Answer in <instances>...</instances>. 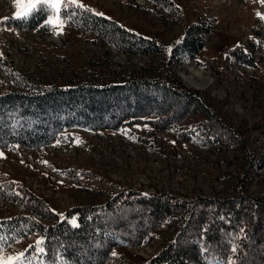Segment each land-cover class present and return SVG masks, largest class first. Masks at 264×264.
<instances>
[{"label":"rangeland","instance_id":"obj_1","mask_svg":"<svg viewBox=\"0 0 264 264\" xmlns=\"http://www.w3.org/2000/svg\"><path fill=\"white\" fill-rule=\"evenodd\" d=\"M78 4L154 40L164 48V58L128 53L55 16L49 17L53 20L49 31L13 28L9 23L17 18V6L14 0H0V96L21 92L17 79L50 90L105 87L173 74L183 87L204 97L205 105L235 134L241 148L230 139L227 144L219 140L206 144L199 135L183 140L185 131L202 122L200 115L193 114L172 131L144 122L120 130L71 129L65 132L71 136L68 142L1 149L0 185L13 182L61 218L73 209L102 206L130 191L168 194L183 201L239 195L264 200V3L78 0ZM202 23L212 27L203 51L194 61H172L173 49L186 30ZM238 46L254 59L255 67L235 60L230 52ZM19 215L31 216L18 205L0 200V219ZM177 225L175 216L143 245L117 247L108 264L150 261L173 240ZM33 242L40 239L21 240L0 257L24 253Z\"/></svg>","mask_w":264,"mask_h":264},{"label":"trees","instance_id":"obj_2","mask_svg":"<svg viewBox=\"0 0 264 264\" xmlns=\"http://www.w3.org/2000/svg\"><path fill=\"white\" fill-rule=\"evenodd\" d=\"M59 16L123 51L164 58V48L154 40L131 32L88 7L71 5ZM49 17L38 11L26 19L13 18L9 24L19 30L49 31ZM211 33L208 23L191 25L175 45L172 61H194ZM230 53L238 63L255 67L254 59L243 47ZM158 75L155 79H132L120 85L50 90L14 79L22 91L0 96V150L18 146L43 148L57 140L68 142L71 136L65 132L71 129L120 130L144 122L172 131L190 114L203 119L191 131H185L183 140L191 141L199 135L206 144L218 140L238 143L235 134L208 109L202 95L183 87L173 74ZM237 146L241 148L239 143ZM251 162L255 165L256 161ZM0 200L31 214L0 219V236L7 238L3 251L24 239H40L39 248L33 242L24 252L31 264H108L117 247L143 245L153 231L175 216L178 231L173 240L150 261L140 264H264V200L248 195L228 200L183 201L168 194L135 195L130 191L102 206L73 209L62 218L13 182L0 185ZM143 210H147L144 216Z\"/></svg>","mask_w":264,"mask_h":264},{"label":"snow or ice","instance_id":"obj_3","mask_svg":"<svg viewBox=\"0 0 264 264\" xmlns=\"http://www.w3.org/2000/svg\"><path fill=\"white\" fill-rule=\"evenodd\" d=\"M264 3V0H261ZM14 4L17 6L16 17L26 19L33 12L43 11L48 13L49 16H55L57 21L60 20L59 13L65 11L69 6L75 5L77 7H84L82 4H78V0H14ZM67 15L72 13L67 12ZM102 15V14H101ZM47 24H53L52 19L46 21ZM7 240L6 237L0 236V252L3 251L4 243ZM39 248V242L36 246ZM43 251V249H40ZM0 264H31L24 253H20L14 257H0Z\"/></svg>","mask_w":264,"mask_h":264}]
</instances>
